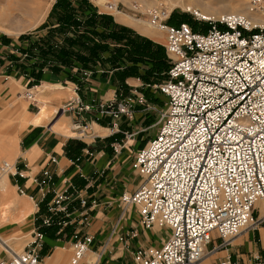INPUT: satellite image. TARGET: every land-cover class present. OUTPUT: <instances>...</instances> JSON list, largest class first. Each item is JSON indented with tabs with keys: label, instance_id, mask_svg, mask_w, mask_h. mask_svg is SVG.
Listing matches in <instances>:
<instances>
[{
	"label": "built area",
	"instance_id": "2783aa9c",
	"mask_svg": "<svg viewBox=\"0 0 264 264\" xmlns=\"http://www.w3.org/2000/svg\"><path fill=\"white\" fill-rule=\"evenodd\" d=\"M155 1L147 10L148 22L164 34L171 60L167 81L155 86L167 97V111L157 135L134 155L132 168L141 181L133 192L121 195L118 204L123 213L111 240L131 250L139 231L133 227L123 232L120 222L135 208L142 230L158 228L169 233L161 247L132 250L134 264H200L210 254L207 248L215 238L221 244L211 253L228 248L247 232L264 228V26H253L236 13L206 20L189 12L209 25L206 31H194L187 23L172 25L173 10L164 0ZM250 3L254 12L264 11V0ZM109 7L118 11L117 5ZM134 9L138 11L137 6ZM28 58L27 50L0 42V77L9 80L16 76L19 64ZM91 75L85 70L82 79ZM73 92L76 97L65 103L64 113L97 112L101 119L110 118L111 135L124 136L110 145L119 156L134 137L121 130L123 119L131 122L136 106L147 105L145 95L135 91L134 97L121 101L114 98L85 105L78 96L79 85ZM74 125L79 132L90 129L81 123ZM92 137L101 138L93 133ZM84 152L73 165L95 160L90 148ZM47 162L39 174L30 176L27 165L0 159V176L8 175L19 195L27 196L34 205L30 240L20 254L4 243L7 259L0 264H42L51 231L56 239L69 238L72 257L65 264H89L86 255L94 238L79 228L88 225L91 210L99 202L83 197L72 183L57 188L50 166L58 160L53 156ZM105 174L101 171L95 176ZM27 181L36 187L34 195L23 186ZM76 201L82 211L73 219L77 209L71 208ZM99 258L90 264H97ZM220 264L243 263L228 255ZM251 264H264V257L255 255Z\"/></svg>",
	"mask_w": 264,
	"mask_h": 264
},
{
	"label": "crops",
	"instance_id": "0c3cea01",
	"mask_svg": "<svg viewBox=\"0 0 264 264\" xmlns=\"http://www.w3.org/2000/svg\"><path fill=\"white\" fill-rule=\"evenodd\" d=\"M80 4L77 1L75 2V0H60L53 12L52 23L40 35V38H24L25 40L23 39L21 45L17 46L2 40L5 45L22 48L24 51L27 50L29 54V58L19 67L20 72L16 74V77H18L16 81H19L21 85L14 79L8 85L11 96L19 94V100L25 99L20 93L25 88L22 85H30L32 80L39 81L42 84L34 91V100L40 102V111L42 101L47 103L48 111L50 106L53 107L52 102L57 100L53 98L67 97L68 94L70 98L75 96L70 87L74 89L76 85L80 87L78 96L85 105L106 102L114 98L121 101L124 95L128 93L130 89L124 85L123 81L119 82L121 75L117 73L118 70L115 67L117 58L115 57L114 47H116V44L110 40L114 34L120 31L112 30L109 19L106 22L107 17L95 14L83 24L76 22L75 25L66 26V19L72 21L76 19L77 14H82L76 9ZM117 14L123 13H116V16H118ZM116 22L131 27L119 22L117 19ZM97 31H100L101 34L95 33ZM139 36L140 38L147 37L151 41L153 40L140 32ZM139 40L142 41L143 45V39ZM62 41L64 42L63 45ZM59 42L62 45L60 49L53 50L54 48L50 47L53 43ZM151 44V51L157 50L158 46L155 49L153 43ZM35 47H38L40 49L39 52H41L34 51ZM158 51L160 50L158 49ZM152 53L156 54L155 56L157 54L160 55V53L155 51ZM153 54L152 56L154 57ZM161 55L165 63L161 65L157 62L155 65L157 67L161 65V69L164 70L168 63L166 60L167 58L169 59L166 49L165 51L163 50ZM149 60L148 63L154 64L152 63L153 59L150 58ZM84 70H91L94 73L90 78L82 79L81 72ZM165 71L158 72L155 70L148 72L146 69L144 71V80L149 84H155ZM26 73H28L29 79L25 77ZM167 79L168 77L166 76L163 81L166 82ZM124 86L125 88L123 89ZM43 87H47L48 91L47 89H45L46 91H41ZM20 108V103L14 102L0 112V159L2 158L1 160L9 162L18 161L27 165L30 169L29 175L33 176L39 174L42 168L47 165V159L54 156L57 158L58 164L51 165L50 168L56 175V187L62 188L65 183H72L82 191L83 197L96 198L98 200L99 206L91 210L88 225L79 228L82 234L90 235L94 238L91 251L86 255L87 263L94 262L96 256L100 255L97 264H134L132 250L137 247H158L163 243V237L165 236L163 230H142L137 224L138 221L132 217V213H129V218H127L126 214L120 222L123 232L133 227H136L139 231V238L131 242V250L127 249L124 244H119L114 239L111 240L112 230L123 213L118 204L121 195L124 192H133L140 183V177L132 171L131 163L126 153H123L125 149L122 151L123 154L121 153L119 156L113 154L110 145L116 142H111L110 139L119 135L109 136L112 132L105 126L107 118L101 119L97 112L82 113L81 115L76 112L70 114L68 117L70 123L88 125V128L94 130V135L101 137L88 143L83 139L74 138V132H72L73 136L69 135L70 137H67L52 131L53 128H56L67 133L65 131L66 128L58 124L51 128L49 126L52 122L51 120L48 121V129L43 125L48 120L47 118L44 119L41 125L33 126L30 121L33 116L39 115L40 112L38 114L28 112L23 121L15 122L14 118L23 111ZM143 114V108L136 107V119L133 123L132 121L131 123L127 121L125 128L129 130L135 129L137 127L134 124L135 121L138 120V116L143 117ZM8 116H12L11 120L4 123L2 120L8 118ZM94 126L100 130L93 129ZM103 132L107 134L104 135ZM121 140L119 139V141ZM87 148L95 152V160L84 159L79 166L73 165L72 161L76 157L83 156L85 154L83 151ZM101 171H106L105 176H95V173ZM7 182L9 186L8 193L6 197H2L0 203L3 204L4 208L8 205L10 206V208H6L9 211V219L15 224H19L32 217L34 205L27 196L19 195L20 198H27L31 202L30 204L16 198L13 195V189H16L17 193L18 191L14 182L8 177ZM22 184L28 189L30 195L36 193V187L32 185L31 181L23 182ZM74 209H77V212L73 213L72 218H79L82 211L79 201L73 203L71 210ZM136 217L138 219L137 215ZM71 232L72 229H69V233ZM68 240L69 238L56 239L54 232H49L43 251L45 257L42 264H63L71 254L69 249L70 241ZM220 244L221 240L215 238L207 248L210 254L200 264H220L228 255H232L233 259H237L243 264H251L255 255L259 254L264 257V228L257 232H247L241 237L234 239L228 248L211 253ZM63 245L67 246L66 250L61 248Z\"/></svg>",
	"mask_w": 264,
	"mask_h": 264
},
{
	"label": "rangeland",
	"instance_id": "374dc122",
	"mask_svg": "<svg viewBox=\"0 0 264 264\" xmlns=\"http://www.w3.org/2000/svg\"><path fill=\"white\" fill-rule=\"evenodd\" d=\"M76 1L78 3H81L76 8L77 11H80V13L84 15H89L90 18H92L93 16L92 14L94 12L97 15L107 17L106 22H108L109 19V21L111 22L110 24L112 26V30L120 31L119 33L114 32L116 34H114V36H112L110 40H112V42L116 44V47H114V50L116 52L115 57L117 58L115 67L118 70L117 73H120V75L122 76L119 77V82L123 81L124 85L130 89L128 93L124 95V98L134 97L135 96L134 92L138 91L139 94H144L147 99V105L136 106L137 108L142 107L144 110L143 117L138 116L139 117L138 120H136L134 123L136 124L137 127H135V129L133 130L131 129L129 130L128 128H125V124L128 121L126 117L123 119L121 126L122 131L128 133L129 135H134V137L129 141L127 148L123 151V153L124 152L126 153L128 160L131 163V169L134 172L132 168V162L135 153L138 150L144 148L148 144V142L157 135L158 130L161 126V117L167 111V102H168L167 97L161 94L159 90L155 88V86L164 83L163 79L164 77L167 76L166 73L168 72L171 66V60L167 58L166 62L168 63L164 69L166 71L164 72L163 76L159 77L158 81L155 84H149L147 81L144 80L145 78L144 71L146 69L148 70V72L155 70L158 72L164 71L161 69V65L165 63L161 53H163V50L165 51V47H164L166 44L165 37L163 34H160L157 31H151L154 34H156V36L158 35L159 38L149 36L153 39L152 40L153 42L151 41V39L147 37L140 38L139 32L142 33L143 35H146L143 33L144 32L143 29L139 27L137 29V27L135 28V26H132L129 23L120 21L119 14H117L118 16H116V11H111L108 9V4L117 5L118 11L123 13L124 15H127L132 19L141 20L144 23L145 22L148 23L149 16L147 10L141 8L145 0H129V1L75 0V2ZM149 1L152 2L155 0H149ZM164 1L173 10L171 19L169 21L171 24L187 23L194 31H198L200 29L206 31L209 28V25L207 23L198 21L191 13L183 11L180 7L174 8L171 6V4L169 5L167 0ZM249 1L251 2V0L248 1L244 0V2H249ZM56 3L57 0H55L54 2L50 0H0V42L3 43L2 40L4 41L6 40L12 43L14 46H17V45H21L24 38H28V37H36V39L40 38V35L43 34L47 29V27H49V25L52 23L51 19L53 18V12L55 10L54 7ZM130 5L137 6L138 11H136ZM255 13H257L258 15H264L263 10L255 11ZM116 19L121 23L134 27L136 30L134 28L117 23ZM76 21L78 22V24H83L86 22V18L84 16H81V14H77ZM142 25L143 24H141V26ZM144 26L145 25H143L142 27L144 28ZM4 31H9L10 34L8 35L4 33ZM95 33L101 34L100 31H97ZM139 39L141 40L143 39V43H144L143 45H142V41H140ZM151 43H153V47H155V49L157 48L156 46H158L157 50L151 51L150 49V46H152ZM158 49L160 51H158ZM154 51L160 53V55L157 54V56H155L156 54L154 55L152 53ZM150 54H153L155 56V61L153 60L152 63L154 64L152 65L148 63L150 61L149 59L153 57V56L150 57ZM156 61L161 65L156 67L155 65L157 64ZM21 65L22 63L19 64V67ZM91 72L93 75L94 72L93 71ZM12 79L16 81L18 77L13 76L9 80H5L3 77H0V112L5 110V108H7L10 103L18 102L20 103V107H21L20 109H22L23 111L19 115H17L16 118H14V121L21 122L23 121L25 115L28 112H30L31 114H38L40 112V102H38L37 100L36 101L30 100L26 96L29 90L33 89L35 86L37 87L41 86L42 83L34 80L35 82L31 81L30 85H22L25 88L22 89L20 93L21 95L25 96L24 97L25 99L19 100L18 99L19 94H15L12 96L9 94L10 89L8 85L11 83ZM16 82H18L21 85L19 81ZM125 86L123 87V89L125 88ZM70 89L73 91L72 87H70ZM53 99H57L52 102L53 107H57V108H53L52 106H50L47 111V106H46V114H47L46 118L48 120L45 121L43 125H45L48 128V121L51 120L52 122L49 124L51 128H53L56 124H58L66 128L65 131L68 134L56 128H53L52 131L70 137L73 132L72 125H74L70 123L68 120L70 114L69 113L64 114L62 118L58 119L57 113L61 111L64 112V105L66 101L71 98L68 94L67 97H62V98L58 97ZM11 118L12 116L11 117L8 116V118L3 119L2 121L5 123L11 120ZM135 119L136 118L134 117L132 123ZM111 124H112L111 119L107 118L105 126H107V128L111 130L112 127L111 128L109 127ZM93 129H96L97 131L100 130L95 126L93 127ZM86 132H88L87 137L80 135L79 131H76L74 132L75 134L74 138L84 137L83 140L89 143L93 139L92 133L94 135V130L88 129V131ZM89 133H91V135H89ZM103 133L104 135L107 134L105 132ZM109 136H111V134ZM123 138L124 136L119 134V136H115L110 140L111 142L117 143L119 142V139H123ZM134 174L137 175L135 172ZM13 192H14L13 195L16 196V198L20 200H24L29 204L31 203L28 201L27 199L28 197L20 198L19 194L16 192V189H13ZM6 207L10 208L9 205ZM1 209H0L1 211L5 209L4 212H6V208L2 207ZM129 213H132L133 214L132 217L134 218V220L136 219L138 221L136 217V215L138 216V214L135 208H132L129 212H127L126 215L127 218H129L128 217ZM9 216L10 215H7L6 219L0 217V237L5 243L9 244L13 250H16L17 253H22L27 242L30 240V236H31L30 234L33 230L32 217L23 221L22 223L15 224L11 219H9ZM155 230H163L165 232L163 241L167 238L169 232H167L165 229L151 228V229H146L145 231H155ZM162 244L158 247H161ZM71 257H72V250L70 257L67 260H65L63 264L68 262ZM3 259H7V256L5 254L4 245L0 243V261Z\"/></svg>",
	"mask_w": 264,
	"mask_h": 264
},
{
	"label": "bare ground",
	"instance_id": "6f19581e",
	"mask_svg": "<svg viewBox=\"0 0 264 264\" xmlns=\"http://www.w3.org/2000/svg\"><path fill=\"white\" fill-rule=\"evenodd\" d=\"M50 1L54 2L55 0H50ZM125 1H129V0H125ZM245 1H248V0H245ZM141 2H143V1H141ZM167 2L169 3V5L171 4V6L174 8L180 7L183 11L198 13L200 18H204L206 20H217L224 14L236 13V14H240L242 17H244L247 20V22L253 26H256V25L264 26V15H258L257 13H255L254 8H252V6H250V1L244 2V0H238V1H235V0H167ZM109 5L110 4H108V9L110 10ZM112 5H114V4H112ZM155 5H156V1L150 2L149 0H145L144 4H142L141 8L148 10ZM130 6L132 8H134L133 5H130ZM40 8H41V6H40ZM116 13H119V11H117ZM119 20L122 22H125V23H129L130 25L135 26V28L137 27V29H138V27L143 29V31H144L143 33L148 35V36L159 38L158 35L156 36V34L151 32V31H157V30L153 29L150 26L149 22L144 23L141 20L132 19L129 16L123 15V14H119ZM146 23H147V25H146ZM141 24L145 25L146 28H145V26L143 28L142 27L143 25L141 26ZM2 32H3V30H2ZM4 33H6L8 35L10 34L9 31H4ZM160 34H163V33H160ZM45 89H47V91H48L47 87H43V89L41 91H43ZM35 90H37V87L28 91L29 92L28 96L30 95V98H32V100L35 99V92H34ZM49 90H51V89L49 88ZM44 94H45V92H44ZM23 97H25V96H23ZM74 97H76V95L73 96L71 99H74ZM42 104H43V106H42V109L40 111V114L33 116L31 121H30L33 126L41 125L43 123L44 119L47 117V114H46L47 103L43 102ZM64 114L65 113L63 111L58 112L57 113L58 119L62 118V116H64ZM76 128L77 127L75 125H73L72 131L76 132ZM79 133L82 136H86V137L88 136L87 135L88 132H86L85 130H83ZM6 176H8V175L5 174V175L0 176V200L2 199V197H6V195L8 193L9 186H8ZM2 207H3V204L0 203V209ZM5 208H7V207H5ZM1 210H0V217L3 219H6L7 215H9V211L6 210V212H4L5 209H3V211H1ZM130 210L131 209H129V211ZM0 243H2L3 245L5 243L1 237H0ZM4 250H6L5 245H4ZM13 251L15 253H17L16 250H13ZM17 254H20V253H17Z\"/></svg>",
	"mask_w": 264,
	"mask_h": 264
},
{
	"label": "trees",
	"instance_id": "16d2710c",
	"mask_svg": "<svg viewBox=\"0 0 264 264\" xmlns=\"http://www.w3.org/2000/svg\"><path fill=\"white\" fill-rule=\"evenodd\" d=\"M59 2H60V0H57V3L55 4L54 9H55L56 6L59 4ZM95 14H96V13H93L92 15L94 16ZM81 16H84V17L86 18V22H87V21L89 20V18H90L89 15L81 14ZM93 16H92V17H93ZM65 22H67V23H66V26H70L71 24H74V25H75V23H76L77 21H76V19H74V20H72V21H71L70 19H66ZM77 23H78V22H77ZM172 25H176V24H173V23H172ZM3 41H4V40H3ZM63 43H64V42L62 41V45H63ZM62 45H60L59 43H56V44L53 43L52 46L50 45V47H51V48L53 47V48H54L53 50H55V49L58 50V49H60V48L62 47ZM35 49L38 51V53L41 52V51L39 52L40 49H39L38 47H35ZM51 55H53V54H51ZM151 56H152V54H150V57H151ZM151 59L155 60V56L152 57ZM156 62H157V61H156ZM156 67H157V66H156ZM36 84H37V83H36ZM32 86H33V85H32ZM76 158H77V157H76ZM76 158H75V159H76Z\"/></svg>",
	"mask_w": 264,
	"mask_h": 264
}]
</instances>
